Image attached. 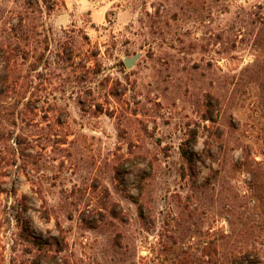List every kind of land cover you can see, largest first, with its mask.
Returning <instances> with one entry per match:
<instances>
[{
	"label": "rangeland",
	"instance_id": "rangeland-1",
	"mask_svg": "<svg viewBox=\"0 0 264 264\" xmlns=\"http://www.w3.org/2000/svg\"><path fill=\"white\" fill-rule=\"evenodd\" d=\"M38 1L0 0V264H264V0Z\"/></svg>",
	"mask_w": 264,
	"mask_h": 264
},
{
	"label": "trees",
	"instance_id": "trees-1",
	"mask_svg": "<svg viewBox=\"0 0 264 264\" xmlns=\"http://www.w3.org/2000/svg\"><path fill=\"white\" fill-rule=\"evenodd\" d=\"M28 9L42 13L38 0H23V8H22L23 15L21 14L19 15L18 23L23 24V29L25 32H30L34 35L35 34L37 35L36 31L42 25L41 24H39V26L31 25L32 20L28 19V15H27ZM13 65H14V62H11L10 55H7L3 47L0 45V95H3V93H5V91H7L10 87V83H8V80H9L8 74L10 73L9 71L10 66H13ZM180 153H181L182 158L187 163L191 164L193 162L194 154L191 151L190 145L188 142L181 146ZM54 241H55L54 244L57 245L58 242L56 240ZM34 242L39 245V249H38L39 254L37 255L35 264H63L61 263L62 260H60L57 254L49 256L48 250L42 249V246H48L49 245L48 243L43 244L42 242L35 241V240ZM244 259L245 258H239V259L234 258L233 260L231 259L230 262L231 264H244ZM251 264H260V262L256 260V262H253Z\"/></svg>",
	"mask_w": 264,
	"mask_h": 264
},
{
	"label": "water",
	"instance_id": "water-1",
	"mask_svg": "<svg viewBox=\"0 0 264 264\" xmlns=\"http://www.w3.org/2000/svg\"><path fill=\"white\" fill-rule=\"evenodd\" d=\"M132 62H133V59H127L124 61L127 68H129L131 66Z\"/></svg>",
	"mask_w": 264,
	"mask_h": 264
}]
</instances>
